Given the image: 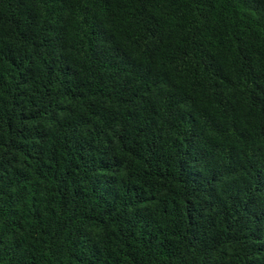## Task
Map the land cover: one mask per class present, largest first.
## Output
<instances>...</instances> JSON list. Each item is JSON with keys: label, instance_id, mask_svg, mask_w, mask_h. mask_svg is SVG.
I'll list each match as a JSON object with an SVG mask.
<instances>
[{"label": "trees", "instance_id": "obj_1", "mask_svg": "<svg viewBox=\"0 0 264 264\" xmlns=\"http://www.w3.org/2000/svg\"><path fill=\"white\" fill-rule=\"evenodd\" d=\"M0 264H264V0H0Z\"/></svg>", "mask_w": 264, "mask_h": 264}]
</instances>
